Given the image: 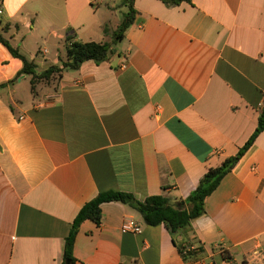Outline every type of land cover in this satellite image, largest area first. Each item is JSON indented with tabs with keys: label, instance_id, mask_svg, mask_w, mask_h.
<instances>
[{
	"label": "crops",
	"instance_id": "obj_1",
	"mask_svg": "<svg viewBox=\"0 0 264 264\" xmlns=\"http://www.w3.org/2000/svg\"><path fill=\"white\" fill-rule=\"evenodd\" d=\"M113 55L52 83L21 75L0 90V264H61L79 210L99 193L184 200L209 168L234 156L264 105V0H134ZM0 30L41 72L65 59V37L109 42L121 0H1ZM0 43V84L22 69ZM28 82V87H25ZM84 221L74 264H192L224 249L229 264H264V132L205 201V235L148 226L131 207L101 205ZM132 220L139 234H124ZM206 223V221H204ZM192 244V243H191ZM195 247V246H193Z\"/></svg>",
	"mask_w": 264,
	"mask_h": 264
},
{
	"label": "trees",
	"instance_id": "obj_2",
	"mask_svg": "<svg viewBox=\"0 0 264 264\" xmlns=\"http://www.w3.org/2000/svg\"><path fill=\"white\" fill-rule=\"evenodd\" d=\"M161 1L171 6L188 0ZM133 2L134 0H121V6L125 7L126 11L123 13L121 22L112 34L111 41L80 42L75 40L71 34H67L64 41L65 59L60 60L59 64L50 65L41 72L36 71L35 63L27 56L21 54L17 48L13 47L4 38L3 30H0V43L14 58L21 60L23 63L22 69L14 79L0 84V90L15 82L21 75H25L30 77V90L35 96L36 86L39 83H43L44 81L48 84L52 83L64 71L77 70L85 61H93L98 64L109 59L114 53V46L124 38L126 30L134 23L137 11L134 9ZM262 132H264V105L259 113L257 127L248 141L234 156L226 158L218 167L209 168L200 179L197 187L184 200L179 202L173 203L169 197L163 194L152 195L140 201L131 193L122 191L110 190L99 193L79 210L73 220L70 231L65 238L61 264L75 263L76 259L73 255V247L79 227L86 220L99 226L102 222L101 205L104 203L117 202L127 205L138 212L145 225H164L170 234L191 231L192 221L205 214L206 199L218 188L223 178L232 171ZM175 245L184 261H196L203 253V248L199 243L175 242ZM191 246H195V249L186 252V249Z\"/></svg>",
	"mask_w": 264,
	"mask_h": 264
},
{
	"label": "built area",
	"instance_id": "obj_3",
	"mask_svg": "<svg viewBox=\"0 0 264 264\" xmlns=\"http://www.w3.org/2000/svg\"><path fill=\"white\" fill-rule=\"evenodd\" d=\"M1 2V0H0ZM2 13V11L0 10V14ZM121 232L124 234H139L141 233V227L138 223L132 221V220H127L125 221L120 228ZM195 248L193 246L188 247L186 249L187 251H192ZM192 264H229V261L227 259L226 253L224 251V249L220 246L217 247V253L213 256H211V258H209V261L206 259H197L196 261H194Z\"/></svg>",
	"mask_w": 264,
	"mask_h": 264
},
{
	"label": "clouds",
	"instance_id": "obj_4",
	"mask_svg": "<svg viewBox=\"0 0 264 264\" xmlns=\"http://www.w3.org/2000/svg\"><path fill=\"white\" fill-rule=\"evenodd\" d=\"M25 2L26 0H18L19 5H23ZM192 224L198 234L202 232L205 235H212L216 231V224L210 217H198L192 221Z\"/></svg>",
	"mask_w": 264,
	"mask_h": 264
},
{
	"label": "rangeland",
	"instance_id": "obj_5",
	"mask_svg": "<svg viewBox=\"0 0 264 264\" xmlns=\"http://www.w3.org/2000/svg\"><path fill=\"white\" fill-rule=\"evenodd\" d=\"M0 19H1V18H0ZM72 72H73V71H71V70L68 71V73H72ZM55 78H56V77H55ZM43 83L46 84L45 81H44ZM25 87H28V82H25ZM239 264H241V263L239 262Z\"/></svg>",
	"mask_w": 264,
	"mask_h": 264
}]
</instances>
